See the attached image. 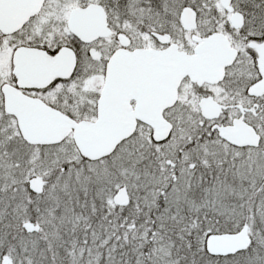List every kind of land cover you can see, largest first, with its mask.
I'll use <instances>...</instances> for the list:
<instances>
[{"label": "snow or ice", "instance_id": "1", "mask_svg": "<svg viewBox=\"0 0 264 264\" xmlns=\"http://www.w3.org/2000/svg\"><path fill=\"white\" fill-rule=\"evenodd\" d=\"M0 264H264V0H0Z\"/></svg>", "mask_w": 264, "mask_h": 264}]
</instances>
